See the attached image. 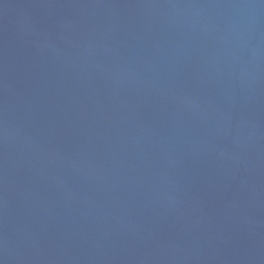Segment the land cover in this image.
<instances>
[{"label":"water","instance_id":"1","mask_svg":"<svg viewBox=\"0 0 264 264\" xmlns=\"http://www.w3.org/2000/svg\"><path fill=\"white\" fill-rule=\"evenodd\" d=\"M0 264H264V0H0Z\"/></svg>","mask_w":264,"mask_h":264}]
</instances>
